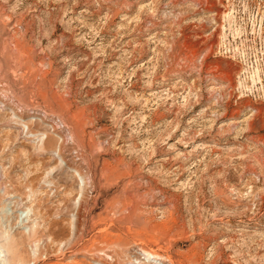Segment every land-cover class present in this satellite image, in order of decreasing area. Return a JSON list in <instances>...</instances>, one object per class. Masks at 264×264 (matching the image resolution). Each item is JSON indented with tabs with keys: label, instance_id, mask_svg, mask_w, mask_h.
I'll return each mask as SVG.
<instances>
[{
	"label": "rangeland",
	"instance_id": "obj_1",
	"mask_svg": "<svg viewBox=\"0 0 264 264\" xmlns=\"http://www.w3.org/2000/svg\"><path fill=\"white\" fill-rule=\"evenodd\" d=\"M264 264V0H0V264Z\"/></svg>",
	"mask_w": 264,
	"mask_h": 264
},
{
	"label": "bare ground",
	"instance_id": "obj_2",
	"mask_svg": "<svg viewBox=\"0 0 264 264\" xmlns=\"http://www.w3.org/2000/svg\"><path fill=\"white\" fill-rule=\"evenodd\" d=\"M142 255L147 259V260H151L153 263H157V264H161L160 260L161 258L155 254H151V253H146L143 252Z\"/></svg>",
	"mask_w": 264,
	"mask_h": 264
}]
</instances>
